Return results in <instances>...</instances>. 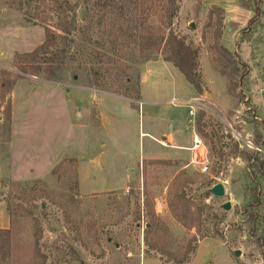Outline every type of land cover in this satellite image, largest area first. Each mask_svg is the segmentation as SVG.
<instances>
[{"label": "rangeland", "instance_id": "374dc122", "mask_svg": "<svg viewBox=\"0 0 264 264\" xmlns=\"http://www.w3.org/2000/svg\"><path fill=\"white\" fill-rule=\"evenodd\" d=\"M237 1L241 3L231 4ZM237 1L121 0V12L102 9L96 40L104 46L95 47L96 57L100 53L103 61L107 57L117 62L104 67L121 80L111 88L93 87L88 72L69 73L61 82L23 75L15 65L17 56L46 41L58 9L53 0H0V85L18 75L25 77L12 87H0V214L5 219L0 230H8L11 238L2 264H264L263 220L250 206L254 199L247 189L249 185L256 189L260 180L261 189L253 194L264 199V177L258 174L251 181L253 161L244 155H256L257 146L264 150V142L257 145L264 137L256 136L264 131V3ZM92 2L69 0L64 9L86 25L85 18L94 14ZM173 5L178 11L169 25ZM135 28L165 37L172 29L184 38L198 52L203 90L194 88L198 93L194 97L178 69L150 64L143 99L159 103L142 106V114H127L128 103L101 96L116 116L112 129L103 131L95 117L87 121L79 116L82 102L85 108L93 105L91 93L133 95L146 64L166 62L164 48L156 51L154 60H141ZM221 48L249 69L238 89H232L229 76L221 71ZM126 80L130 86L123 83ZM128 86L131 91L126 93ZM192 96L204 105L194 116L185 103H169ZM93 108L98 112L95 104ZM160 113L172 117L164 123L167 131L177 132L181 122L186 125L185 140L192 138L196 121L194 129L207 148L206 172L205 166L185 156L144 159L150 151L160 156L181 154L144 134ZM202 113L207 125L203 134L196 128ZM123 124L127 132L121 129ZM14 135L19 144H26L22 160L33 170L23 167L16 172L19 163L13 164L10 156ZM80 154L85 170L81 187L80 163L75 159ZM259 156L264 160L263 154ZM218 183L226 187L225 198L209 193ZM181 195L191 212L180 205ZM227 202L228 211L223 209ZM261 214L264 217V208ZM152 215L164 226L147 236Z\"/></svg>", "mask_w": 264, "mask_h": 264}, {"label": "trees", "instance_id": "16d2710c", "mask_svg": "<svg viewBox=\"0 0 264 264\" xmlns=\"http://www.w3.org/2000/svg\"><path fill=\"white\" fill-rule=\"evenodd\" d=\"M53 2L58 9L57 21L53 27L54 30L47 28L46 41L40 47L36 48L31 53L17 56L18 60L15 65L19 71L23 73V75L42 77L44 80L51 82L64 81L69 73L76 76L80 72H88V75L93 78V87L109 86L112 88L113 86L120 84L121 80L119 76L112 77L113 75L111 71H109L108 67H106L104 71L105 66H115L117 62H115L114 59H109L107 57H105L107 61H103L100 53L99 56L101 57H96L98 53L95 47L104 46L102 41H99L100 39L96 40V35H98L97 32H100L98 27L103 22L101 20L104 19L101 17V10L106 9L109 13L111 12V14L121 12L124 9L123 4L120 3L121 0H93L92 8L94 14H92L89 19L85 18V21L87 22L86 25L77 23L74 17L68 15L64 9V5L68 7L69 0H62L61 3H59L60 0H53ZM261 2L264 3V0H261ZM177 11L178 10L174 8L173 5L169 15V25L173 23V17ZM133 33L138 54L143 62L154 60L156 51L164 48L166 62L173 64L185 76L186 80L197 91H199V93L202 92L203 83L202 76L199 72L200 65L198 52L187 44L184 38L176 34L172 29H170L169 35L166 37L161 34L141 33L136 28ZM220 52L222 56L221 71L223 75L229 76L232 89H238V87L243 84L242 82L246 78L249 69L247 66L240 63L237 56H233L225 48H221ZM78 59H81V63L79 62L76 66L75 63ZM90 64H92V68H88ZM24 78L25 77L22 75H18L13 80L6 79L0 87H12L18 79ZM123 83L127 85L131 84L128 80ZM129 86L126 88V93H128L129 90L131 91ZM134 89L136 91L133 95L124 94L123 96L122 94V97L132 101L139 100L140 83ZM10 117L11 115L9 113V119H11ZM204 117L205 114L202 113L196 124L198 132L202 134L203 129L207 126L205 123H202ZM256 136L259 137V139H263L264 131L261 130V132L257 133ZM263 142L264 141L262 140L257 145H260ZM244 155L250 162L253 161L250 166L251 171L254 173L251 181L253 182L255 179L254 177H257L258 174L264 177L263 158L257 155V153L256 155H253L245 152ZM258 182H254L256 184L258 183L257 187H255L256 189L250 185L247 189L250 198L252 197V199H254L250 206L257 210L259 216L258 218L260 219L261 217L263 220L262 225L264 226V217L261 214V211L264 208V199L260 193L253 194V191H259V187L261 189L260 180ZM181 199L182 200L179 202L180 205L185 206L186 211L188 210V212H191V208L187 206L189 205V202L185 201L186 199L182 195ZM174 212L177 217H180L178 211ZM163 226L164 225L158 221L154 215H152L151 221L147 223V236L153 234L154 232L162 231ZM8 232V230H0V264H2L5 260L7 251L10 249L11 238Z\"/></svg>", "mask_w": 264, "mask_h": 264}, {"label": "crops", "instance_id": "0c3cea01", "mask_svg": "<svg viewBox=\"0 0 264 264\" xmlns=\"http://www.w3.org/2000/svg\"><path fill=\"white\" fill-rule=\"evenodd\" d=\"M242 2H246V1H242ZM240 3H241V1L240 2L237 1L236 3L232 2L231 4L237 5V4H240ZM160 62L165 64V65L167 64V65H170V66H174L171 63L163 62V61H156V62L147 63L146 64L147 67L145 66V69L142 72L141 83H140V99L139 100L132 101V100L127 99L125 97L117 96V95H114V94H109V93H106V92H99V94H97V95H93V93H91L92 94L91 96H93V99H91L92 102H93V105L89 104L85 108V102L83 101L82 102V108L79 111L80 112L79 116H81L82 118L86 117L87 121H92L93 117H95V120H96L95 123L97 122L100 130L102 129L103 131H105L109 127H111V129H112V123H114V118L116 116H114V113H115L114 111L115 110L112 109L111 107L107 106V104L104 103L103 97H101V96H104V97L107 96L109 98H112V100H110L111 102H114V101L116 102V100H122V101L128 103V105H125V106H127V109L125 108L127 114H130L132 111L133 112L134 111L135 112H139V114H142V110H143L142 106L147 105V104H158L159 100H152V99L144 100L143 99L145 96L142 94V87H143V84L148 79V76L150 74V71H151L150 70V64L160 63ZM174 68H176V67L174 66ZM190 86L193 89V91L192 90L191 91L194 92V94H195L194 97H196V95H198V93L196 92V90L194 89V87L191 84H190ZM80 88L83 89V87H80ZM84 89H86L87 91L93 92L92 90H90L88 88H84ZM94 96H95V98H94ZM194 97L192 96L191 99H194ZM174 99L177 100V98H172L169 101V103H171V101L174 100ZM191 99H189V100H191ZM179 101H181V100H179ZM248 101L251 102V99L248 98ZM94 104L98 107V112H96L95 109L93 108ZM99 104H101V106ZM14 107H15V104H14ZM94 114H95V116H94ZM14 115H15L14 116L15 120L13 122V126H14V128H16L17 127V120H16L15 112H14ZM154 118L156 119V121H155L156 124L155 125L154 124L150 125L149 131L147 133H144V134L147 135L149 138L153 139V141L155 143H157L158 145L162 146L163 148L176 149L181 154L175 153V154H173L174 156H169V154H168V156H163V154H161L162 156H160V155L155 154L154 151H150L149 155L147 157L145 156L144 159L152 160V161H163V160L164 161H169V160H172V159L178 160L179 156L180 157L181 156H183V157L185 156V158L189 157L194 162V155H193V152L191 151V148L193 146V137H194V135L195 134L199 135L194 129V124H195L196 121L193 122V125L191 127V130H192V133H193L192 138L185 140L184 139V135H186L185 134L186 131L184 133L183 128H185L186 125H184L182 122L180 124V125H182V127L180 129H178L177 132H175L174 129L172 130V128H171V130L167 131V126H166V129L163 128L164 123H166L167 120L168 121L172 120V117H165L162 113H160V114H156L154 116ZM262 122H263V126H264V120ZM125 127H126V124L125 125L124 124L121 125V129L123 131L127 132ZM15 135H16V133H15ZM15 135L13 136V141L11 143L10 156H11V160L13 161V164L14 163L18 164L19 163L18 166H20V167L18 169H16V172L20 174V172L23 169V167H24V169H26V167H27L28 170H30V169L33 170L32 167L29 166V164H25L26 163L25 160H22V158L24 156H26V151H25L26 144L24 142L22 144H19L18 140L15 139ZM206 150H207V148H206ZM65 156H68V154L65 155ZM69 156L75 158L74 155H69ZM75 159H77L79 161V163H80L79 179H80V187H81V185L83 183L82 173L85 172V170L82 167V162L84 161V157L82 156V154H80V156H77ZM55 164L53 165V167L55 166ZM18 177L19 176H17L16 178H18ZM0 207H1V205H0ZM4 220H5L4 219V214L3 215L0 214V222H3Z\"/></svg>", "mask_w": 264, "mask_h": 264}, {"label": "built area", "instance_id": "2783aa9c", "mask_svg": "<svg viewBox=\"0 0 264 264\" xmlns=\"http://www.w3.org/2000/svg\"><path fill=\"white\" fill-rule=\"evenodd\" d=\"M181 103H185L186 107L189 108V114L190 115H197L198 110H202L204 108V105L202 104V101L200 99H191L188 101H179V100H172L171 104L172 105H180ZM181 106V105H180ZM204 147L203 141L201 140V138L198 135H194L193 137V146L191 148V151L193 152L194 155V159H195V152ZM205 148V147H204ZM254 150H256L257 155L263 154L264 155V150L263 147H259L257 146L256 148H254ZM202 166H205L204 171L206 172L209 169V159L207 156V150H206V154H205V161L204 162H196Z\"/></svg>", "mask_w": 264, "mask_h": 264}, {"label": "water", "instance_id": "95a60500", "mask_svg": "<svg viewBox=\"0 0 264 264\" xmlns=\"http://www.w3.org/2000/svg\"><path fill=\"white\" fill-rule=\"evenodd\" d=\"M81 106V103L80 105ZM206 148L202 147L195 152V161L204 162L205 161ZM209 193L217 198H225L227 195L226 187L223 183H218L209 189ZM223 209L228 211L231 209V203L227 202L223 205ZM111 241V240H110ZM116 247L119 248V245L116 244ZM240 251H236L235 255L240 256Z\"/></svg>", "mask_w": 264, "mask_h": 264}]
</instances>
